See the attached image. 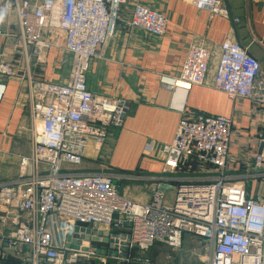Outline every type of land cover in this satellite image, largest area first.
<instances>
[{
  "label": "built area",
  "instance_id": "2783aa9c",
  "mask_svg": "<svg viewBox=\"0 0 264 264\" xmlns=\"http://www.w3.org/2000/svg\"><path fill=\"white\" fill-rule=\"evenodd\" d=\"M127 2L4 0L0 5V36L5 20L15 14L18 46L27 65L29 48L40 62L52 49H62L72 61L67 83L28 76L31 152L20 158L18 176L0 183V223L13 228L8 249L24 248L25 264H75L96 252L73 244L67 248L68 238L73 240L77 227L96 224L129 237V254L138 252V264H150L146 254L157 244L179 248L186 234L208 244L205 264H264V197L250 196L244 182L225 173L233 136L229 117L183 120L174 140L159 147L157 157L165 164L193 159L218 173L213 179L176 187L172 204L165 201L161 183L155 184L150 202H138L119 192L125 176L73 170L82 166L90 145L100 148L112 130L122 127L129 110L127 99L94 94L87 85L91 60L113 38ZM191 5L211 19L228 14L223 0H191ZM130 26L163 37L168 19L137 4ZM220 51L212 88L264 108L259 60L232 39H226ZM212 57L208 48L192 45L179 75L160 74V83L205 86ZM15 77L14 63L0 62V106L6 91L3 79ZM260 146L256 168L264 166V133Z\"/></svg>",
  "mask_w": 264,
  "mask_h": 264
},
{
  "label": "crops",
  "instance_id": "0c3cea01",
  "mask_svg": "<svg viewBox=\"0 0 264 264\" xmlns=\"http://www.w3.org/2000/svg\"><path fill=\"white\" fill-rule=\"evenodd\" d=\"M3 1L0 0V5ZM223 3L228 14L213 19L208 12L194 8L191 0H128L122 6L113 38L91 60L87 85L94 94L127 99L129 110L122 127L112 130L100 148L90 145L84 160L87 168L82 167L83 163L73 170L125 176L119 181V192L126 198L146 203L151 201L156 183L166 187L163 190H174L176 193V187L181 185L213 179L217 171L200 165L196 160L181 161L174 166L165 164L157 157L159 147L174 140L181 121L201 115H222L233 120L227 170L229 167L237 168L239 161L248 156L255 158L264 133V108L251 100L232 99L212 86L221 55L220 47L226 39L235 40L259 60L261 79L264 81V0H223ZM137 4L157 10L167 17L165 36H152L130 26ZM18 35L17 17L12 14L5 20L3 35L0 36V62H12L17 69V77L3 79L6 91L0 106V183L16 178L20 158L31 152L29 90L21 73L26 56L18 46ZM192 45H202L213 54L206 85L179 83L169 87L161 84L160 74L179 75ZM28 56L29 63L31 60L36 64L40 62L32 48L28 49ZM51 58L50 63L54 64L53 55ZM62 76V73H49L44 80L67 83L71 73L67 79ZM259 123L262 125L259 126ZM259 129V136L253 138H258L259 144L254 146L247 136H250L249 132ZM227 170L226 175L238 181V176ZM250 190L248 188L250 196H258ZM128 191L136 199L131 198ZM12 231L10 225L0 223V264H25L24 260L14 259L15 263L11 262L12 258L6 252L8 249L2 248ZM90 248L96 255L83 258L99 256L126 261L105 255L110 245L103 243L102 239L92 241ZM18 249L9 250L15 252ZM160 249L152 248L147 256L164 264L168 254L163 255ZM192 251L200 254L199 248ZM137 256L138 252L132 250L129 259L135 260Z\"/></svg>",
  "mask_w": 264,
  "mask_h": 264
},
{
  "label": "rangeland",
  "instance_id": "374dc122",
  "mask_svg": "<svg viewBox=\"0 0 264 264\" xmlns=\"http://www.w3.org/2000/svg\"><path fill=\"white\" fill-rule=\"evenodd\" d=\"M51 55H53L55 61L54 64L50 63L51 62L50 60L52 59ZM25 71L26 74H24ZM21 73L23 77H25L23 79L24 83L28 82L29 74L31 75L33 80H44V76L49 73H56V74L62 73L63 74L62 77H66L67 79L71 73V57L62 49H52L47 53L44 59L38 64H36L32 60L31 63H29V65H27V63L24 64ZM49 82H53V81H49ZM259 120L263 121V118H260ZM259 124H260L259 126L262 125L261 123ZM259 133H260V129L251 131V133L249 132L250 136L249 135L247 136L250 137V139H252L249 140L250 142L253 141L254 146H257L259 144L258 138L253 139L255 136L257 135L259 136ZM243 161L242 162L239 161V164L236 165L238 166L237 168L229 167L228 170L227 168L226 170L228 171V173L234 176L235 175L238 176V180L246 184L247 190L249 188L251 189L250 191L257 193L258 196L264 197V166L256 168L254 163V157L252 155L243 159ZM86 166H87V162H84V165L82 167L87 168ZM127 194H129L131 198L136 199V197L131 193H129V191ZM164 195H165V201L167 203L172 204L174 202V196H175L174 190H164ZM108 232L110 233L109 230ZM184 237H183L184 245L181 243V246L179 248H172L165 244H157L155 247H153V249H156L157 247L158 249L162 248L159 250V252L160 253L162 252L163 255L168 254V256L164 260V264H205L207 258L210 256V248L208 247V244L205 241H203L201 238H197L193 235L186 234L184 235ZM195 241L196 243H194ZM194 248L195 249L199 248L200 254H198L197 252L193 253L192 249ZM6 252L11 256L12 258L11 262H14V259H17L19 261L24 260L26 256V250L24 248H20L15 252L8 249ZM149 252L150 251H148V253ZM146 257H148L147 254ZM126 261H122L118 259H108V258L106 259L104 257L96 256L93 259L82 258L80 261H78L77 264H129L131 262H132L131 264L134 263L138 264L131 259L130 262L126 263ZM150 264H163V262H156L153 259H151Z\"/></svg>",
  "mask_w": 264,
  "mask_h": 264
},
{
  "label": "water",
  "instance_id": "95a60500",
  "mask_svg": "<svg viewBox=\"0 0 264 264\" xmlns=\"http://www.w3.org/2000/svg\"><path fill=\"white\" fill-rule=\"evenodd\" d=\"M261 153V146L259 148L258 154ZM166 189V187H162ZM102 226H98L94 224L92 228H80L77 227L75 229V234L73 236V240L68 238L67 240V248H70L71 244L76 245V249H80L81 246H84V250H87L91 247V242L102 239L103 243L110 245V250L106 253L109 257H117L123 260L129 259V237L125 234H114L109 233L108 228ZM3 249H8V241H4L2 245ZM100 252V251H99ZM97 252V253H99Z\"/></svg>",
  "mask_w": 264,
  "mask_h": 264
}]
</instances>
